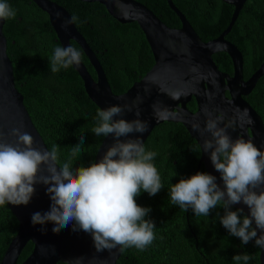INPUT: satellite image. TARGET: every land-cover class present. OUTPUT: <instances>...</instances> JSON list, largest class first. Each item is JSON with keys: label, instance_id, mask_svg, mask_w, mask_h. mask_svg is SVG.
<instances>
[{"label": "trees", "instance_id": "obj_1", "mask_svg": "<svg viewBox=\"0 0 264 264\" xmlns=\"http://www.w3.org/2000/svg\"><path fill=\"white\" fill-rule=\"evenodd\" d=\"M71 16L77 31L100 63L111 91L125 93L152 68L154 61L144 35L136 23L120 24L98 3L77 0H50ZM148 8L165 26L180 28V21L166 0H135ZM16 10V17L4 21L6 54L12 63L17 91L47 150L56 146L58 166L71 157V149L83 134L82 152L72 164L89 166L94 162L104 136L92 128L99 110L88 98L79 75L72 69L52 73L49 61L56 47H61L48 16L31 0H6ZM202 42L217 38L229 25L234 8L220 0H172ZM75 18V19H73ZM242 54L243 77L247 80L264 61V0H247L230 33L225 37ZM72 47L80 48L70 42ZM218 70L232 75V64L225 53L212 57ZM81 62L93 79L95 73L82 54ZM244 100L264 124V76ZM196 110L195 102L187 106ZM146 151L157 153L153 163L160 173L162 188L156 195L142 192L136 202L151 209L146 219L155 223V239L144 250L122 248L116 264H244L233 256L249 254L247 264H260V248L255 240L242 244L220 223L224 209H213L208 217L195 216L170 201L169 191L181 178L197 172L200 149L181 124L163 123L144 143ZM233 211L235 209L232 208ZM18 231V222L7 205L0 207V262ZM33 245L28 243L17 264L28 258ZM62 264V263H58Z\"/></svg>", "mask_w": 264, "mask_h": 264}, {"label": "water", "instance_id": "obj_2", "mask_svg": "<svg viewBox=\"0 0 264 264\" xmlns=\"http://www.w3.org/2000/svg\"><path fill=\"white\" fill-rule=\"evenodd\" d=\"M85 3H98L120 24L136 23L151 51L154 64L152 68L135 82L125 93L115 95L107 82L103 69L95 54L89 48L82 35L77 31L69 13L50 0H31L48 16L56 40L61 47L71 46L74 42L86 57L95 73L91 77L85 65L71 66L79 75L83 89L91 102L99 109L113 105L129 106L132 111L114 119L135 120L139 118L148 127L144 133H133L121 140L140 137L143 145L152 131L163 123L181 124L189 136L195 140L200 149L198 167H204L206 173L217 178V184L223 189L224 184L210 159V151L204 152L205 139H212L211 133L201 135L199 124L203 129L207 116L205 109L213 118L223 113V122L219 127H228L227 133L235 140H250L261 151H264V124L261 117L244 100L255 88L258 80L264 76V61L247 79L243 77V57L240 51L225 37L230 33L237 17L247 0H220L234 8L227 28L215 39L202 42L190 23L174 6L172 0H166L169 9L180 21V28L171 29L165 26L148 8L135 0H77ZM4 21L0 20V131L4 133V142L15 143L16 137L9 135L13 128H20L34 138L33 147L42 151L47 148L35 129L23 104V96L17 91L14 82L12 63L6 50L7 43L3 34ZM225 53L232 64V75L220 72L212 57ZM179 93V99L172 94ZM228 94V96H227ZM194 100L196 110L190 111L187 104ZM139 111L137 117L135 113ZM156 111H166L167 115L158 118ZM110 134L100 144L94 162H99L114 143ZM59 170V169H58ZM47 166L42 165L39 175H47ZM35 193L28 205H7L18 222L16 236L8 245L0 264H17L18 259L28 243L33 245L31 254L22 264H76L77 258H83L81 264H116L122 254V248L97 252L91 234L83 230L73 231V224L59 232L52 231L53 224L33 225V213H44L50 210L51 199L47 187L36 184ZM259 191V189H258ZM232 208L243 209V215L250 210L242 202ZM74 223V222H73ZM253 227L255 223L253 222ZM258 237L261 231L257 229ZM259 262L264 264V249L260 248Z\"/></svg>", "mask_w": 264, "mask_h": 264}, {"label": "clouds", "instance_id": "obj_3", "mask_svg": "<svg viewBox=\"0 0 264 264\" xmlns=\"http://www.w3.org/2000/svg\"><path fill=\"white\" fill-rule=\"evenodd\" d=\"M15 17L16 10L6 0H0V20ZM81 59L82 53L75 47H56L49 69L58 73L61 69L78 66ZM179 96V93L172 94L173 99ZM125 110L132 111V108L113 105L97 111L92 133L104 137L111 134L115 142L99 162L75 170L72 164L82 152L83 134L73 145L71 157L58 166L56 146L46 151L35 148L33 136L20 128H13L9 133L17 138L16 142L6 143L0 131V207L28 205L35 193L34 185L40 183L48 186L46 191L51 205L43 214L33 213V225L51 222L52 231L56 233L72 223L73 231L91 234L97 252L117 247L144 250L151 245L156 226L151 219L145 218L151 209L140 206L136 198L142 192L154 196L164 186L153 163L157 153L146 151L140 137L120 139L133 133L142 134L148 127L139 118L114 119L122 116ZM135 115L139 117V111ZM155 115L160 118L167 112L156 111ZM205 115V127L200 129L198 123L193 127L199 129L201 135L211 133L212 139L204 140L202 150H211V162L220 173L224 188L217 184L216 176L197 172L171 186L170 201L184 212L191 208L195 216L208 217L213 209L223 208L220 223L228 233L240 238L242 244L255 240L256 246L264 249V151L250 140H233L227 133L231 123L218 126L223 122V113L213 118L205 109ZM42 165L47 166V175H39ZM241 202L250 210L249 215H243V209L232 210V205ZM257 229L261 231L259 237ZM82 259L77 258L76 264H81ZM232 259L247 264L251 256L244 253Z\"/></svg>", "mask_w": 264, "mask_h": 264}, {"label": "flooded vegetation", "instance_id": "obj_4", "mask_svg": "<svg viewBox=\"0 0 264 264\" xmlns=\"http://www.w3.org/2000/svg\"><path fill=\"white\" fill-rule=\"evenodd\" d=\"M227 96H228V94H227ZM192 101H194V100H191V102H189V103L187 104V106L190 105V104L192 103Z\"/></svg>", "mask_w": 264, "mask_h": 264}]
</instances>
